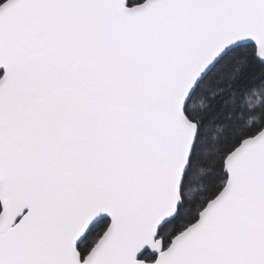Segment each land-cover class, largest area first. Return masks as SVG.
<instances>
[{
	"label": "snow or ice",
	"instance_id": "obj_1",
	"mask_svg": "<svg viewBox=\"0 0 264 264\" xmlns=\"http://www.w3.org/2000/svg\"><path fill=\"white\" fill-rule=\"evenodd\" d=\"M0 264H264V0H0Z\"/></svg>",
	"mask_w": 264,
	"mask_h": 264
}]
</instances>
